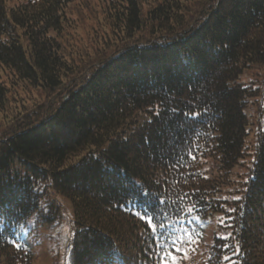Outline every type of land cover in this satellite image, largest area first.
Listing matches in <instances>:
<instances>
[{"label": "trees", "instance_id": "obj_1", "mask_svg": "<svg viewBox=\"0 0 264 264\" xmlns=\"http://www.w3.org/2000/svg\"><path fill=\"white\" fill-rule=\"evenodd\" d=\"M47 244L264 264V0H0V264Z\"/></svg>", "mask_w": 264, "mask_h": 264}, {"label": "rangeland", "instance_id": "obj_2", "mask_svg": "<svg viewBox=\"0 0 264 264\" xmlns=\"http://www.w3.org/2000/svg\"><path fill=\"white\" fill-rule=\"evenodd\" d=\"M70 220H71V216H67ZM66 217V218H67ZM66 220V219H65ZM67 222V220H66ZM208 223H205L204 224V229L206 230L207 233H211L213 230L212 228L207 225ZM65 225H67V223H65ZM64 227V226H63ZM64 229H66V227H64ZM66 231V230H65ZM208 243V242H207ZM43 244L45 245V242H43ZM47 249L48 248V244L47 246H42L39 248V251L36 253L37 257L34 256V261H33V264H51V257L50 255H48L47 253ZM189 257V256H188Z\"/></svg>", "mask_w": 264, "mask_h": 264}]
</instances>
